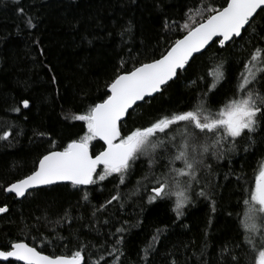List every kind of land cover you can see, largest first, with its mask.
<instances>
[{
	"label": "trees",
	"instance_id": "obj_1",
	"mask_svg": "<svg viewBox=\"0 0 264 264\" xmlns=\"http://www.w3.org/2000/svg\"><path fill=\"white\" fill-rule=\"evenodd\" d=\"M189 2L195 4L196 0ZM203 2L219 6L224 0ZM185 4L186 0H19L18 5L0 0V136L4 131L12 133L8 140L0 139V184L29 174L40 156L83 135V122L71 117L99 102L106 93L105 83L122 59L130 70L138 62L158 57L166 35L171 39L183 35L166 33L163 25L165 20L183 23ZM18 7H23V14ZM28 18L35 27L27 25ZM248 38L245 34L226 49L213 46L187 74L195 79V72L211 82L220 59L229 62L228 81L210 97L213 106L231 96ZM188 83L182 78L163 95L136 108L126 119L125 131L146 124L162 111L187 108L192 100ZM22 99L30 101L28 109L20 105ZM14 106H20L21 112L11 111ZM38 132L46 135L41 137ZM102 147L100 141H93V152ZM243 147L247 151L211 160L212 199L189 193L192 202L179 218L172 211V200L150 203V186L149 191H137L138 181L147 183L142 179L148 171L146 161H138L118 188L110 177L81 190L70 184L38 189L23 200L0 188V206L9 209L0 214V250L26 239L46 253H64L76 247L77 238L95 243L104 233L110 235L123 226L126 231L119 234L123 237L121 264H218L222 245L243 240V199L264 165V132L258 129L251 147ZM118 190L123 207L113 202L94 216L95 206L104 205ZM199 190L197 187L196 192ZM84 192L90 203L83 200ZM41 239L52 240L55 247L49 244L45 248ZM235 251L240 264H250L249 254L240 248Z\"/></svg>",
	"mask_w": 264,
	"mask_h": 264
},
{
	"label": "snow or ice",
	"instance_id": "obj_2",
	"mask_svg": "<svg viewBox=\"0 0 264 264\" xmlns=\"http://www.w3.org/2000/svg\"><path fill=\"white\" fill-rule=\"evenodd\" d=\"M13 2L19 5V0ZM17 10L24 13L23 7ZM181 20L183 23L165 20L163 27L166 33L178 31L183 35L175 39L166 35L164 50L158 57L138 62L130 70L122 59L105 83L106 93L99 102L71 117L83 122L86 129L83 135L71 139L60 150H55L54 146V150L38 158L29 174L7 185L0 184V188L16 198H24L33 189L70 184L73 189L81 190L110 177L118 188L125 184L138 161L140 164L146 161L148 171L142 179L147 183L138 181L137 191H149L150 186V203L172 200V211L179 218L192 202L189 193L211 200L213 190L209 177L214 171L211 160L220 161L241 149L247 151L243 146L251 147L258 129L264 132V0H224L219 6L203 0H196L195 4L186 0ZM26 23L35 27L31 18ZM245 34L249 37L246 55L238 61L234 90L230 97L213 106L210 97L228 81L226 64L229 62L220 59L211 74V82L195 72L192 73L195 79L187 74L199 56L213 46L226 49ZM182 78L189 82L186 86H191L192 100L187 108L162 111L146 124L125 131L126 118L142 106L140 102L150 103L149 98L163 95ZM52 79L55 83V76ZM20 105L28 109L30 101L22 99ZM11 111L20 113L21 107L14 106ZM11 134L4 131L0 139L8 140ZM37 135L42 137L46 133ZM97 140L103 142V147L93 152V141ZM245 191L247 198L243 199L240 221L243 240L241 244L222 245L218 264H240L236 248L249 254L250 264H264V165ZM82 198L90 203L87 192ZM113 202L123 207L119 190L104 205L95 206L93 215L107 210V205ZM8 211L6 205L0 206V214ZM125 231L123 226L115 228L114 233H104L103 239L98 237L95 243L77 238L76 247L64 253H46L38 250L35 241L29 243L21 239L0 250V261L9 264L13 260L21 264H121L123 237L119 234ZM60 240L62 243L63 237ZM41 243L45 248L49 244L55 247L52 240L41 239ZM148 254L146 249L145 256Z\"/></svg>",
	"mask_w": 264,
	"mask_h": 264
},
{
	"label": "water",
	"instance_id": "obj_3",
	"mask_svg": "<svg viewBox=\"0 0 264 264\" xmlns=\"http://www.w3.org/2000/svg\"><path fill=\"white\" fill-rule=\"evenodd\" d=\"M237 39H239V38H237ZM236 39V40H237ZM157 95H159V94H157ZM149 99H151V98H149ZM141 104H143V102H140ZM127 119V118H126ZM97 141H99V140H97ZM102 144H103V142L102 141H100ZM99 170V169H98ZM88 187V186H87ZM50 188H51V186H50ZM40 189H42V188H40ZM35 190H38V189H33V190H30V192H33V191H35ZM8 195H13L14 196V194H9V193H7ZM27 196V195H26ZM25 198V197H24ZM24 198H17L18 200H23ZM14 261V260H13ZM0 262H4V263H6L5 261H0ZM16 263H17V261H16ZM18 263H20L21 264V262H18Z\"/></svg>",
	"mask_w": 264,
	"mask_h": 264
}]
</instances>
